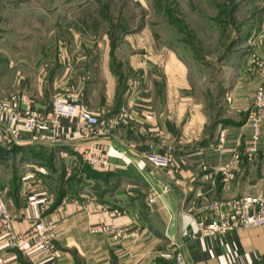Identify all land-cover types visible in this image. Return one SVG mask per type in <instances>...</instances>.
<instances>
[{
    "label": "crops",
    "instance_id": "crops-1",
    "mask_svg": "<svg viewBox=\"0 0 264 264\" xmlns=\"http://www.w3.org/2000/svg\"><path fill=\"white\" fill-rule=\"evenodd\" d=\"M194 1L177 0L173 19L152 21L156 11L151 0H129L131 10L144 15H120L112 34L97 33L95 46L85 43L83 28L61 31L60 42L67 36L75 43L72 56L65 51L56 65L47 66L36 89L18 97V107L44 111L58 93L73 91L100 124L93 135H85L83 121L63 119L60 139L53 140L43 129L23 132L6 154L1 152L0 195L7 200L15 230L24 232L44 218L57 222V238L53 253L32 255L6 248L0 239V264H173L162 253L175 242L182 243L187 264H264V226L206 236L198 230L199 220L215 219L216 202L264 196V120L258 152L247 154L258 86L246 98L240 88L243 69L258 73L259 86L264 84V58L257 55L264 54V15H253L248 29L247 24L237 29L238 43H244L242 36L257 35L254 41L234 46L230 38L218 60L222 77L212 83L220 91L210 100L216 107L231 108V114L218 113L206 129L197 128L199 104L191 93L189 69L194 60L211 61L198 44L197 29L186 20L200 11ZM227 16L237 24V15ZM228 20L217 15L210 24L224 28ZM147 30L163 37L156 44V62L151 50L135 41ZM185 33L192 41L183 38ZM244 46L243 58L238 49ZM47 47L53 50V43ZM0 101L11 104L13 98L0 96ZM89 147L104 153L107 167L91 166L97 171L91 172L79 165ZM153 151L174 157L181 183L146 160ZM236 153L239 163L226 179L218 168L231 164ZM153 189L158 195L150 203ZM59 190L63 197L57 202ZM101 225L114 230H94ZM120 228L129 234L117 236Z\"/></svg>",
    "mask_w": 264,
    "mask_h": 264
},
{
    "label": "rangeland",
    "instance_id": "rangeland-1",
    "mask_svg": "<svg viewBox=\"0 0 264 264\" xmlns=\"http://www.w3.org/2000/svg\"><path fill=\"white\" fill-rule=\"evenodd\" d=\"M151 1L152 10L156 11L152 21L171 20L174 18L175 10L180 7V5L177 7V0H159L162 3ZM227 1L229 0H196L194 1L196 9L200 11L195 10L194 15H187L188 19H186L192 30L197 29L195 37L198 44L206 49L211 61L201 63L194 60L195 64L193 62L189 69L192 81L191 93L199 104L197 128L206 129L211 116L215 117L218 113L231 114V108L216 107L217 102L210 100L211 94L216 95L220 91L219 85L212 83L213 80L222 77V68L218 66L220 64L218 60L230 38L235 39L234 46L243 43H238V28L247 24L248 29L249 24L254 22L253 15H264V0H236L239 2L238 5L234 3L235 0H231L228 6ZM235 5L237 9L233 10ZM131 7L129 0H0V96L13 98L22 96L23 93L30 94L36 89L37 82L40 81L38 79L44 77L48 67L51 68L60 58L62 59L65 51L72 56L75 43L67 36H63L60 42L62 30H67V27L80 31L84 29L82 38L85 43L95 46L98 40L97 33L109 30L112 34L120 15L143 14L136 10L133 12ZM165 7H168L167 15L163 10ZM181 15L184 18L183 13ZM196 15L199 17L197 18ZM204 15L207 18L208 15L212 16V21L204 18ZM217 15L228 18L229 25L224 28L216 23L211 25L210 22H215ZM226 15H237V24L235 19ZM179 24L182 26V23ZM152 31L147 30L143 36H135V41L140 39V42L151 50L149 52L150 55L152 54L151 59L156 62V57L154 58V55L158 54L156 44L161 42L163 37L162 35L157 37ZM165 34L164 36L168 37L172 35L168 32ZM183 38L191 40L187 33ZM240 38L244 40L243 45H246L249 40L254 41L257 35ZM51 43L53 50L49 51L47 46ZM247 47L238 49L239 53H243L241 54L243 58ZM257 55L264 58L261 52ZM67 57L69 60L68 55ZM241 75L244 77L240 84L241 94L245 98L250 97L258 86L255 96L261 86L260 83L258 84L260 82L258 73L243 69ZM182 94L187 93L183 91ZM2 149L0 148V154ZM79 165L91 166L83 157L82 160L79 159ZM59 168L64 170L65 167L60 163ZM53 181L52 184L58 183L56 180ZM55 184L52 186L55 187ZM54 190L53 188L52 191ZM58 195L60 190L56 197Z\"/></svg>",
    "mask_w": 264,
    "mask_h": 264
},
{
    "label": "built area",
    "instance_id": "built-area-1",
    "mask_svg": "<svg viewBox=\"0 0 264 264\" xmlns=\"http://www.w3.org/2000/svg\"><path fill=\"white\" fill-rule=\"evenodd\" d=\"M19 98L13 97L11 104L0 101V117L4 125L0 126V148L11 149L23 132H35L43 129L53 140L63 135V119H79L83 121L82 129L85 135H93L94 129L100 124L99 117L92 112L88 105L80 101L79 95L73 91H66L53 98L51 106L40 111L27 105L19 109ZM255 109L251 111L249 121L253 132L247 154L253 157L258 152L262 136L264 120V84L259 87L254 98ZM69 136V134H68ZM82 157L94 168L107 167L108 161L104 153L97 147L86 148ZM146 160L155 167L163 169L170 178L181 183L180 171L174 157L170 154L149 152ZM239 163V154L231 164L219 167L218 171L226 174V179L233 176L231 171ZM158 192L153 189L149 202L153 203ZM214 208L217 215L211 223L198 221V230L201 235H216L239 227L264 226V196L246 195L237 199L216 202ZM95 231H113L114 226L101 225ZM117 236L125 237L129 233L124 228L116 231ZM57 238V222L47 221L44 218L36 219L30 228L24 232L15 230L13 215L10 212L7 200L0 195V239L6 248L19 249L27 255L40 251L51 254L55 251ZM182 243L175 242L162 253V256L173 260V264H187Z\"/></svg>",
    "mask_w": 264,
    "mask_h": 264
},
{
    "label": "trees",
    "instance_id": "trees-1",
    "mask_svg": "<svg viewBox=\"0 0 264 264\" xmlns=\"http://www.w3.org/2000/svg\"><path fill=\"white\" fill-rule=\"evenodd\" d=\"M1 152H3V154H6V152H8V151H7L6 149L3 148V149L1 150ZM84 169L87 170V171H91V172H97L95 169L91 168V166L84 167ZM62 192H63V191H60V195H59V197H58L57 202H58L59 200H61V198L63 197Z\"/></svg>",
    "mask_w": 264,
    "mask_h": 264
}]
</instances>
